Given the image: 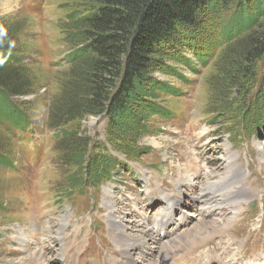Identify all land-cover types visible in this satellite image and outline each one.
<instances>
[{
	"label": "rangeland",
	"instance_id": "obj_1",
	"mask_svg": "<svg viewBox=\"0 0 264 264\" xmlns=\"http://www.w3.org/2000/svg\"><path fill=\"white\" fill-rule=\"evenodd\" d=\"M91 1L0 0V24L12 36L10 53L21 61L15 65L16 81L26 92L13 101L30 121L25 132L13 137L0 126V139L16 165L1 173L0 264H126L121 250L127 242L115 241L110 233L119 232L110 223L116 221L132 236L137 222L151 229L173 205L179 225L170 224L167 233L156 226L158 244L149 237L129 243L135 264H146L161 252L159 243L176 242L199 222L217 233L188 244L170 264H264V127L255 131L254 117L241 119L235 110L249 106L253 114L264 101V55L253 63L254 78L239 69L238 78L226 82L224 71L236 67L243 40L236 41V48V42L218 45L231 11L214 22L209 18L202 32L190 31L187 37L195 38V45L200 37L207 56L188 50L183 64L166 61L165 70L153 75L168 85L154 100L165 111L143 114L126 145H120L123 140L112 145L115 137L107 136L105 117L64 124V114L56 110L72 68L67 61L72 47L62 29H72L68 15ZM261 24L264 28V19ZM134 113H140L139 106ZM70 131L87 154L113 156L118 167L96 183L81 185L86 176L69 159L71 151L59 136ZM129 146L136 157L124 151Z\"/></svg>",
	"mask_w": 264,
	"mask_h": 264
},
{
	"label": "trees",
	"instance_id": "obj_2",
	"mask_svg": "<svg viewBox=\"0 0 264 264\" xmlns=\"http://www.w3.org/2000/svg\"><path fill=\"white\" fill-rule=\"evenodd\" d=\"M91 2L86 3L85 9L68 15L67 19L74 24L72 29H62L65 43L72 47L67 56L68 63L72 65L69 72L71 77L66 93L57 102L59 106L56 109L64 114L61 120L64 124L72 120L81 121L87 116L105 117L109 124L107 136L115 137L112 145L118 144L120 140H123L120 145H126L125 140L130 138L129 131L132 132L131 136L137 133L143 114L153 115L158 111H165L158 108L154 100L158 91L166 93L168 85H163L153 75L165 70L166 61L183 64L186 58L182 55L188 50L197 53L200 58L207 56L204 47H200L202 39L197 36L201 44L195 45L196 39H188V32H202L209 18L214 22L224 11L231 13L223 28L222 42L218 45L243 40L240 53L234 59L236 67L231 69L229 66L224 71L226 82L238 78L236 75L239 69L243 76L250 79L257 75V67L253 63L264 55V28H261L264 0ZM11 37L7 31H3V25L0 24V126L5 125L8 135L13 137L15 133L25 132L30 121L27 114L13 101V97L23 95L25 91H22L24 88L16 81L15 65L21 61L18 56L10 53ZM237 44L236 42L233 47ZM260 85L263 88L261 92H264V66ZM260 101L263 100L258 102ZM138 106L139 114L134 113ZM252 109L245 106L242 110L239 105L235 110H238L241 119L249 121V118L254 117L256 124L253 129L258 132L264 127V101L256 106L253 114ZM58 114L60 113H55V117L62 115ZM261 119L262 126L259 123ZM132 125H135L134 128ZM75 133L60 132L58 135L67 142L71 151L69 159L86 176L81 178V185L91 180L96 183L99 179L106 178L104 175L109 170L118 167L119 163L113 156L95 158L92 154H87V149H81L80 142H74L72 137ZM4 148L5 144L0 139V191L3 183L1 173L16 169L10 150ZM124 151L129 153L130 158L137 156L133 146L126 147ZM1 205L0 198V207Z\"/></svg>",
	"mask_w": 264,
	"mask_h": 264
},
{
	"label": "bare ground",
	"instance_id": "obj_3",
	"mask_svg": "<svg viewBox=\"0 0 264 264\" xmlns=\"http://www.w3.org/2000/svg\"><path fill=\"white\" fill-rule=\"evenodd\" d=\"M233 160V159H232ZM264 162V160H263ZM231 168H235L236 169V165L235 164H231L230 165ZM189 180V179H188ZM236 181V180H235ZM212 182V181H211ZM210 183V182H209ZM241 183V182H240ZM222 184V183H221ZM223 185V184H222ZM210 188V187H209ZM215 189V187H212ZM221 188V187H220ZM207 190V189H205ZM238 191V190H237ZM250 191V190H249ZM251 192V191H250ZM253 192V190H252ZM260 192V191H259ZM229 193V192H228ZM230 194V193H229ZM228 194V195H229ZM234 194V193H233ZM232 194V195H233ZM240 194V193H239ZM225 195V194H224ZM227 195V194H226ZM167 197H169L167 195ZM224 197V196H223ZM222 197V198H223ZM221 198V197H220ZM206 199V198H205ZM233 199V198H232ZM240 200V199H239ZM205 201V200H204ZM223 202V201H222ZM180 202H178L179 204ZM217 203V202H216ZM225 205V204H224ZM238 205V204H237ZM216 206V205H215ZM227 207V206H226ZM242 207V206H241ZM233 208V207H232ZM231 208V209H232ZM117 209V208H116ZM115 209V210H116ZM241 209V208H240ZM176 207L173 205L170 209H169V213L165 212L159 219H155V225L150 229L148 228L147 226H145V224H141L140 222L136 223L137 226H134V228H136L135 230V233L131 231L132 236L130 235H126L124 233V228L121 229L120 226H118L116 224V221L114 222H111L110 224L116 229H118V232L117 235L115 234V232H111L110 234L114 237L115 241L120 244V243H123L127 242V245L124 247L123 250H121V256H123V260L126 261V264H135V255L130 251V245L129 243L134 241V242H139L138 244H141V241H144L146 240L147 237L151 238L153 240V242L155 244H158V241L156 239V236H155V233H156V226L160 228L161 231H163L164 233H167L166 231H168V227H170V221L173 222L175 221V219L173 218L174 217V212L176 211ZM228 210V209H227ZM236 210V209H235ZM226 211V210H225ZM230 211V210H229ZM115 212V211H114ZM237 212V211H236ZM231 213V212H230ZM229 213V215H230ZM111 215V214H110ZM262 215L264 216V211L262 210ZM194 217V215H192ZM229 218V217H228ZM235 218V217H234ZM110 220V219H109ZM158 220V221H157ZM227 220V219H226ZM157 221V222H156ZM196 221H199L197 218H196ZM188 222V221H187ZM218 222V221H217ZM215 222V223H217ZM118 223V222H117ZM194 223V222H193ZM201 223L200 225H198L197 227H193L194 229L191 231L192 233L189 234V235H185V236H182L180 235L181 238H179L176 242L173 241L172 243H168L165 244V243H159V247H161V252L157 255H153V258L149 260H147L146 264H170V262L174 259L175 260V257H177V255L179 253H182L184 248L189 244H192V243H195L197 241H203L202 239H206V238H210V236L212 234H216L217 231L216 229H214V227L212 226L211 227V230L209 228V230H205L207 228V224L204 223V222H199ZM225 223V222H224ZM177 223L176 222H173L172 226L173 227H176ZM221 225V224H220ZM223 225V224H222ZM233 225V224H232ZM133 226V225H131ZM216 226V225H215ZM234 226V225H233ZM120 227V229H119ZM130 227V226H129ZM223 227V226H221ZM138 228V229H137ZM221 234V232H220ZM228 234V233H227ZM159 235V234H158ZM46 237V236H45ZM213 237V236H212ZM211 237V238H212ZM205 241V240H204ZM161 242V241H160ZM202 243V242H201ZM174 244L173 247H171V245ZM198 244V243H197ZM222 244V243H221ZM193 245V244H192ZM202 245V244H200ZM169 246V247H168ZM195 246V245H194ZM198 246V245H196ZM189 247V246H188ZM187 248V247H186ZM120 249V248H119ZM138 249V248H137ZM140 250V248H139ZM132 251L135 252L134 249H132ZM35 256H38V254H34ZM149 255V253H148ZM157 259V260H156ZM173 260V261H174ZM45 261V260H44ZM116 262V261H115ZM43 264V263H42Z\"/></svg>",
	"mask_w": 264,
	"mask_h": 264
}]
</instances>
